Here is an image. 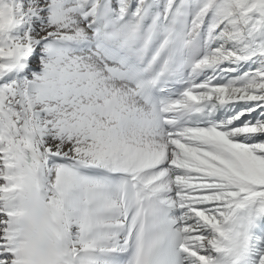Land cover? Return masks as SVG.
I'll return each instance as SVG.
<instances>
[{
    "label": "snow or ice",
    "instance_id": "6c2138e0",
    "mask_svg": "<svg viewBox=\"0 0 264 264\" xmlns=\"http://www.w3.org/2000/svg\"><path fill=\"white\" fill-rule=\"evenodd\" d=\"M0 264H264V0H0Z\"/></svg>",
    "mask_w": 264,
    "mask_h": 264
}]
</instances>
